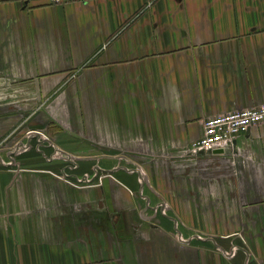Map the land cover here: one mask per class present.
<instances>
[{
  "label": "crops",
  "instance_id": "0c3cea01",
  "mask_svg": "<svg viewBox=\"0 0 264 264\" xmlns=\"http://www.w3.org/2000/svg\"><path fill=\"white\" fill-rule=\"evenodd\" d=\"M260 105L264 0H0V264H264Z\"/></svg>",
  "mask_w": 264,
  "mask_h": 264
},
{
  "label": "built area",
  "instance_id": "2783aa9c",
  "mask_svg": "<svg viewBox=\"0 0 264 264\" xmlns=\"http://www.w3.org/2000/svg\"><path fill=\"white\" fill-rule=\"evenodd\" d=\"M29 2L32 0H24ZM45 4L57 6L65 5L77 1L87 0H41ZM264 123V105L258 107L235 110L208 117L203 121V136L193 143L194 153L217 152L231 145L238 136L247 133L251 128ZM30 137L37 138L40 142L51 143V138L42 131H30ZM36 139V140H37ZM23 144V142H22ZM76 167L64 168L60 174L52 172L51 174L75 188L102 186L104 179L112 177V174H85L79 175Z\"/></svg>",
  "mask_w": 264,
  "mask_h": 264
},
{
  "label": "rangeland",
  "instance_id": "374dc122",
  "mask_svg": "<svg viewBox=\"0 0 264 264\" xmlns=\"http://www.w3.org/2000/svg\"><path fill=\"white\" fill-rule=\"evenodd\" d=\"M25 134H26V132H24ZM45 134L47 135V136H49V134L47 133V132H45ZM50 137V136H49ZM28 138V136H25L24 138H23V141H25V139H27ZM17 140H15V142H16ZM36 142V141H35ZM36 144V143H35ZM6 152V151H5ZM56 173H58V174H60V172L58 171V172H56Z\"/></svg>",
  "mask_w": 264,
  "mask_h": 264
}]
</instances>
